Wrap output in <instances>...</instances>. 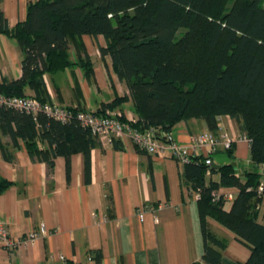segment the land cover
<instances>
[{
  "label": "trees",
  "instance_id": "16d2710c",
  "mask_svg": "<svg viewBox=\"0 0 264 264\" xmlns=\"http://www.w3.org/2000/svg\"><path fill=\"white\" fill-rule=\"evenodd\" d=\"M0 35L16 41L23 54L21 77L2 79V95L49 103L44 77L73 66L89 77L92 67L82 37L101 36L100 56L110 58L128 96L115 97L96 114L130 99L135 116L131 126L153 130L156 137L182 121H204L213 134L221 117L236 121L240 137L249 143L251 169L228 163L214 170L203 156L183 165V181L199 196L203 253L194 264H264V225L257 222L264 197V191L262 197L257 194L264 178V0H38L28 4L25 20L12 29L0 15ZM27 89L34 95L27 96ZM1 137L13 146L21 140L31 159L45 162L48 169L55 157H64L67 177L75 153L83 155L88 175L90 151L96 146L75 119L62 124L43 113L32 116L2 106ZM113 146L120 148L118 141ZM0 150L11 160L1 139ZM232 150L226 152L229 157ZM207 170L219 174V183L207 181ZM8 184L0 183V190ZM219 188L237 190L228 210L223 201L211 199ZM208 219L249 250L245 262L223 256L226 244L209 231Z\"/></svg>",
  "mask_w": 264,
  "mask_h": 264
},
{
  "label": "crops",
  "instance_id": "0c3cea01",
  "mask_svg": "<svg viewBox=\"0 0 264 264\" xmlns=\"http://www.w3.org/2000/svg\"><path fill=\"white\" fill-rule=\"evenodd\" d=\"M38 0H0V15L8 28L26 18L27 6ZM92 72L86 77L78 66L44 77L49 102L66 108L97 113L103 104L115 97L128 96L124 83L118 81L109 57L102 58L101 36L82 37ZM71 58L75 49L70 44ZM23 54L13 39L0 35V81L21 77ZM27 96H33L29 89ZM126 106V107H125ZM125 107V108H124ZM135 118L133 104L115 106ZM210 134L204 121L189 120L176 124L169 135L186 144L194 135ZM240 137L236 121L223 116L216 134ZM1 143L11 155L3 158L0 150V224L12 239L20 241L30 233L38 234L33 243L19 244L12 252L0 241V264H194L200 263L203 242L195 192L183 181V166L165 149L158 157L138 151L132 143L119 142L120 148L97 141L90 151L86 175L84 157L70 156V172L66 160L55 157L51 169L43 161L32 160L23 142L13 146L7 137ZM43 149L47 144H41ZM248 141L233 145L232 157L214 165L236 163L238 169H251ZM218 157L214 159V156ZM219 183V174L207 176ZM232 191L233 188H219ZM231 203H225L229 209ZM143 210L142 221L138 211ZM257 222L264 225V197L257 211ZM208 229L226 244L223 256L243 263L249 250L215 221L207 220ZM44 234H39L40 228Z\"/></svg>",
  "mask_w": 264,
  "mask_h": 264
},
{
  "label": "built area",
  "instance_id": "2783aa9c",
  "mask_svg": "<svg viewBox=\"0 0 264 264\" xmlns=\"http://www.w3.org/2000/svg\"><path fill=\"white\" fill-rule=\"evenodd\" d=\"M0 106L6 109H15L32 116L43 113L48 117L64 124L70 119H75L79 125L87 129L97 141H105L113 145L118 141L124 143L129 141L140 152L152 157L162 155L167 149L170 156L178 164L185 165L193 158L198 156L204 157V163L207 167L213 165L212 156L218 152L229 151L236 142L247 141L245 138L239 137L233 139L225 133L221 134H202L198 133L191 137L186 144L175 142L169 134L165 135L164 141L158 139L153 130L139 131L131 126L135 122V118L128 116L123 111L106 109L100 114L78 110L73 112L70 108H66L52 103H40L34 97H15L0 94ZM264 169V168H263ZM264 174V170H263ZM211 175L207 170L206 176ZM264 191V178L257 188V194L262 197ZM196 199L199 198L195 193ZM237 196V190L232 191L216 190L211 192L213 202L223 201L231 203ZM143 210L138 211V218L143 219ZM39 234H44L41 227ZM38 234L30 233L23 240L17 241L10 237L7 228L0 224V241L3 246L12 252L19 244L33 243Z\"/></svg>",
  "mask_w": 264,
  "mask_h": 264
},
{
  "label": "water",
  "instance_id": "95a60500",
  "mask_svg": "<svg viewBox=\"0 0 264 264\" xmlns=\"http://www.w3.org/2000/svg\"><path fill=\"white\" fill-rule=\"evenodd\" d=\"M157 137H161L163 140L165 139V134H160L159 136L157 135ZM231 165L233 166V167H239V165L238 164H236V163H231ZM219 168H220V166H218V165H212L211 166V169H214V170H219Z\"/></svg>",
  "mask_w": 264,
  "mask_h": 264
},
{
  "label": "rangeland",
  "instance_id": "374dc122",
  "mask_svg": "<svg viewBox=\"0 0 264 264\" xmlns=\"http://www.w3.org/2000/svg\"><path fill=\"white\" fill-rule=\"evenodd\" d=\"M125 107H126V106H125ZM125 107H124V108H125ZM245 154H246V155H247V154L249 155V149H248V152H247V150L245 151ZM217 157H218V156L215 155V156H214V159L217 158ZM228 158H229V155H228L226 152H224L223 154H221V157L219 158V160H223V159H224V160L226 161Z\"/></svg>",
  "mask_w": 264,
  "mask_h": 264
}]
</instances>
